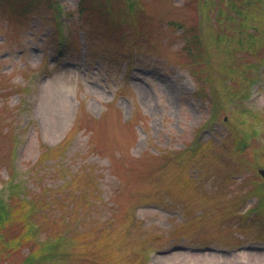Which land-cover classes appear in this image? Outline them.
I'll list each match as a JSON object with an SVG mask.
<instances>
[{"label": "rangeland", "instance_id": "374dc122", "mask_svg": "<svg viewBox=\"0 0 264 264\" xmlns=\"http://www.w3.org/2000/svg\"><path fill=\"white\" fill-rule=\"evenodd\" d=\"M81 1L0 0V264H264V0Z\"/></svg>", "mask_w": 264, "mask_h": 264}, {"label": "trees", "instance_id": "16d2710c", "mask_svg": "<svg viewBox=\"0 0 264 264\" xmlns=\"http://www.w3.org/2000/svg\"><path fill=\"white\" fill-rule=\"evenodd\" d=\"M84 0H82L81 2H83ZM34 2H36V0H26V5H22L24 2H22V7H23V10L26 9L27 5L30 7L31 6V3L33 4ZM81 2L79 4H81ZM13 5L15 8L18 9V4L16 2H13ZM32 7V6H31ZM195 42H197L199 45H200V41H199V38L198 39H195L194 40ZM197 46V45H196ZM195 47V46H194Z\"/></svg>", "mask_w": 264, "mask_h": 264}]
</instances>
